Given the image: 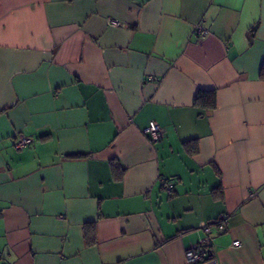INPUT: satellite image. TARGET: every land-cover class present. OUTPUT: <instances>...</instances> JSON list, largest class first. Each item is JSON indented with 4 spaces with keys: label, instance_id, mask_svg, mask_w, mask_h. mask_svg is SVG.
Wrapping results in <instances>:
<instances>
[{
    "label": "crops",
    "instance_id": "crops-1",
    "mask_svg": "<svg viewBox=\"0 0 264 264\" xmlns=\"http://www.w3.org/2000/svg\"><path fill=\"white\" fill-rule=\"evenodd\" d=\"M262 66L264 0H0V264H264Z\"/></svg>",
    "mask_w": 264,
    "mask_h": 264
},
{
    "label": "built area",
    "instance_id": "built-area-1",
    "mask_svg": "<svg viewBox=\"0 0 264 264\" xmlns=\"http://www.w3.org/2000/svg\"><path fill=\"white\" fill-rule=\"evenodd\" d=\"M111 24L117 25L116 22L111 21ZM144 135L148 137L151 143H156L164 137V130L158 124L150 122L145 129H143ZM32 143L30 138L18 137L15 140L14 147L20 150L29 146ZM173 188V183L168 182L166 184V191L169 193ZM227 224L226 216H222L220 219L214 221L211 224H207L202 228V232L208 237L211 232V227L215 226L218 230H223ZM232 246L235 248L240 247L239 241H233ZM214 244L212 240L208 238L201 239L195 243L190 244L184 251L185 264H217V261L213 257L212 250Z\"/></svg>",
    "mask_w": 264,
    "mask_h": 264
},
{
    "label": "trees",
    "instance_id": "trees-1",
    "mask_svg": "<svg viewBox=\"0 0 264 264\" xmlns=\"http://www.w3.org/2000/svg\"><path fill=\"white\" fill-rule=\"evenodd\" d=\"M260 78L264 80V66L260 70ZM194 103L205 109H213L216 105V95L214 91H198L194 97Z\"/></svg>",
    "mask_w": 264,
    "mask_h": 264
}]
</instances>
